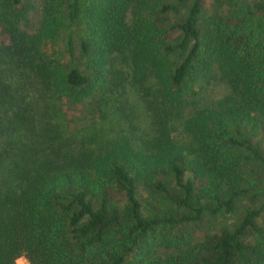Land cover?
Returning <instances> with one entry per match:
<instances>
[{"label":"trees","instance_id":"16d2710c","mask_svg":"<svg viewBox=\"0 0 264 264\" xmlns=\"http://www.w3.org/2000/svg\"><path fill=\"white\" fill-rule=\"evenodd\" d=\"M254 3L0 0V264H264ZM215 77L228 92L200 106ZM93 107L111 135L70 129Z\"/></svg>","mask_w":264,"mask_h":264},{"label":"rangeland","instance_id":"374dc122","mask_svg":"<svg viewBox=\"0 0 264 264\" xmlns=\"http://www.w3.org/2000/svg\"><path fill=\"white\" fill-rule=\"evenodd\" d=\"M244 1H248L250 3H252V5H254L257 0H244ZM212 0H204V8L206 11H210V4H211ZM254 3V4H253ZM176 17V15L174 14H168L166 13L163 16L162 22L164 23L165 20L169 21V20H174ZM30 27L32 30H34L37 25H38V19H39V9L37 10L36 13H33L31 15L30 18ZM163 23L161 24V26L163 25ZM128 89V94L130 96L131 101L133 102V104L135 105V108L137 110V114L141 120V126L142 127H146L148 121L146 120V112L144 110V107L142 105V102L140 101V95L134 91L133 89L127 87ZM196 92H197V96L196 101H198V104L200 106L209 104L217 99L222 98V96H224L227 92L228 89L226 87V84L224 82H222L221 80H219L217 77L210 79V81L208 83L203 82H199V84L196 86ZM76 118L77 120L75 121V124H70V129H82V131H85L89 134L92 131V128H96V129H101L103 130V132H108L109 134L107 135H111L112 133L110 132V125L113 127V125L111 123L108 122V120L103 119V117H101L100 113L96 112V110L90 108L88 110V112L86 114L83 113H77L76 114ZM114 128V127H113ZM83 133V132H81ZM173 136L175 137H180L179 134V129L176 128L173 131ZM256 139H260L263 144H264V137L263 134L260 133L259 135L256 136ZM256 179H257V183L259 184V187L262 188V192L258 193V199L257 202H261L264 201V172H258L256 174ZM137 196L140 199V201H142L143 203H145V198H146V193L139 189L137 192ZM245 204H243V202H241L238 206V211H242L243 210V206ZM227 220H219L217 222H212V224L207 225L205 223H202L201 225L198 226H194L192 227L194 234H196V236H200L202 235L206 229H209L211 231L215 230L216 227H218L220 225V222H226ZM256 225L258 227H262L264 228V212L262 213L261 217L258 218L256 220ZM253 240V239H252ZM17 264H29L28 261L25 258H19L17 260Z\"/></svg>","mask_w":264,"mask_h":264},{"label":"crops","instance_id":"0c3cea01","mask_svg":"<svg viewBox=\"0 0 264 264\" xmlns=\"http://www.w3.org/2000/svg\"><path fill=\"white\" fill-rule=\"evenodd\" d=\"M20 258H22V257H20Z\"/></svg>","mask_w":264,"mask_h":264}]
</instances>
